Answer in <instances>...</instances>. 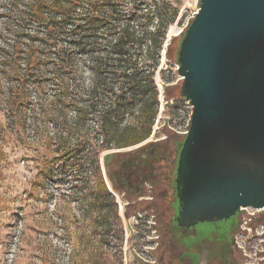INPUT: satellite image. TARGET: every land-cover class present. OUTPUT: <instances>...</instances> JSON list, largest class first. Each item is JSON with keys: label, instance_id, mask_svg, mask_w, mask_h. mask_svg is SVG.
I'll use <instances>...</instances> for the list:
<instances>
[{"label": "rangeland", "instance_id": "rangeland-1", "mask_svg": "<svg viewBox=\"0 0 264 264\" xmlns=\"http://www.w3.org/2000/svg\"><path fill=\"white\" fill-rule=\"evenodd\" d=\"M178 7L179 13L168 28L165 42L180 33L193 17L196 0H178ZM164 52L163 47L159 69H164L165 77L173 76L170 85L178 82L181 86L176 65L168 68ZM8 74L4 70L0 78V264H169L177 246L166 229L167 181L160 176L162 184L156 192H149L150 185L146 183L141 193L144 200L124 196L121 189H113L103 156L133 151L150 142L166 144L162 139L167 129L173 132L167 141L173 148L186 132L190 104L181 96L166 103L162 80L156 74L159 108L145 140L103 150L99 157L90 146H84L76 157L73 154L62 157L61 139L66 128L57 116L61 106L55 102V93L59 88L52 84L49 71L42 70L37 72L36 79L16 84V98L6 103L4 92L15 87ZM89 75L84 69L85 85L89 84ZM39 103L52 104L53 110L40 117L41 128L36 129L31 112ZM48 139L50 147L46 148ZM112 164L117 172L123 169L119 163ZM99 175L108 193L99 187ZM241 211L243 224L236 241L244 255L243 264H264L261 254L264 210ZM236 219L198 224L196 229L200 233L219 231Z\"/></svg>", "mask_w": 264, "mask_h": 264}, {"label": "trees", "instance_id": "trees-1", "mask_svg": "<svg viewBox=\"0 0 264 264\" xmlns=\"http://www.w3.org/2000/svg\"><path fill=\"white\" fill-rule=\"evenodd\" d=\"M178 13V0H0V78L7 70L15 85L4 92L6 103L16 98V84L48 70L59 88L57 116L66 128L62 157H76L84 146L95 149L99 157L103 150L142 142L158 113L156 74L166 103L181 96L178 82L170 85L173 76L165 77L159 69L163 47L168 68L177 63L182 35L165 39ZM84 69L90 74L87 85ZM30 70L36 73L30 75ZM51 105L39 103L32 109L36 129L41 128L40 117L53 110ZM172 135L165 130L162 143ZM153 144L159 143L106 153L105 165L111 158L124 169ZM45 145L50 147L49 139ZM98 182L108 193L101 175ZM112 187L118 190L113 183ZM261 254L264 260V251Z\"/></svg>", "mask_w": 264, "mask_h": 264}, {"label": "water", "instance_id": "water-1", "mask_svg": "<svg viewBox=\"0 0 264 264\" xmlns=\"http://www.w3.org/2000/svg\"><path fill=\"white\" fill-rule=\"evenodd\" d=\"M176 72L191 106L176 143L179 227L264 210V0H196Z\"/></svg>", "mask_w": 264, "mask_h": 264}, {"label": "flooded vegetation", "instance_id": "flooded-vegetation-1", "mask_svg": "<svg viewBox=\"0 0 264 264\" xmlns=\"http://www.w3.org/2000/svg\"><path fill=\"white\" fill-rule=\"evenodd\" d=\"M176 151L177 147L175 145L172 148L167 143L153 144L141 151L140 154L143 157L132 158L131 162L118 172L113 169V164L110 162L107 167L109 173L112 172L110 180L115 187L122 190L124 196L135 197L137 200H144L141 193L144 192L143 186L146 183L150 185L149 192H156L159 185L162 184L159 177L162 176L167 181L169 200L165 208V214L162 213L167 220L166 229L173 238L171 241L177 246L173 250V256L169 264H243L244 255L236 241L237 231L243 224L240 219L241 210L233 216L237 218L235 223L219 231L200 233L196 226L198 224L219 223L223 220L198 223L190 228L177 225L175 221L177 214L176 194L173 182ZM137 154L139 153L137 152ZM153 199L154 196H151L150 200ZM262 214L261 218L264 224V211ZM261 234L264 237V231ZM262 242H264V238ZM262 251H264V244H262Z\"/></svg>", "mask_w": 264, "mask_h": 264}, {"label": "built area", "instance_id": "built-area-1", "mask_svg": "<svg viewBox=\"0 0 264 264\" xmlns=\"http://www.w3.org/2000/svg\"><path fill=\"white\" fill-rule=\"evenodd\" d=\"M188 119H189V117H188ZM187 123H188V120H187ZM187 123H186V124H187ZM245 209H246V208H245Z\"/></svg>", "mask_w": 264, "mask_h": 264}]
</instances>
